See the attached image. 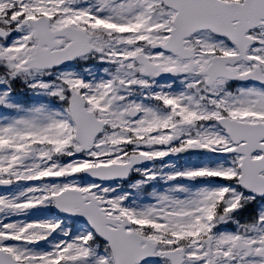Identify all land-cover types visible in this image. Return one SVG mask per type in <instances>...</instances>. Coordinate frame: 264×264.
I'll use <instances>...</instances> for the list:
<instances>
[{
	"label": "snow or ice",
	"instance_id": "1",
	"mask_svg": "<svg viewBox=\"0 0 264 264\" xmlns=\"http://www.w3.org/2000/svg\"><path fill=\"white\" fill-rule=\"evenodd\" d=\"M0 264H264V0H0Z\"/></svg>",
	"mask_w": 264,
	"mask_h": 264
}]
</instances>
